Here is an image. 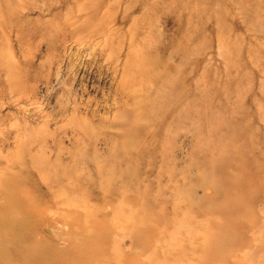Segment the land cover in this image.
Here are the masks:
<instances>
[{"label": "rangeland", "instance_id": "obj_1", "mask_svg": "<svg viewBox=\"0 0 264 264\" xmlns=\"http://www.w3.org/2000/svg\"><path fill=\"white\" fill-rule=\"evenodd\" d=\"M0 260L264 264V0H0Z\"/></svg>", "mask_w": 264, "mask_h": 264}, {"label": "bare ground", "instance_id": "obj_2", "mask_svg": "<svg viewBox=\"0 0 264 264\" xmlns=\"http://www.w3.org/2000/svg\"><path fill=\"white\" fill-rule=\"evenodd\" d=\"M162 103V105H161V107H159V108H152V109H150V112L152 113V116L154 115V114H157V113H162V114H164V116L162 117L163 119H164V121L165 120H168L169 119V121H172V123H174L176 120H177V117L176 116H174L175 115V109H176V107L173 109H171V110H169L168 109V106H169V104H170V101H169V99H163V101L161 102ZM77 108V107H76ZM130 117L133 119V118H136L137 117V114H132L131 112H130ZM151 116H149L148 114H147V118H150ZM147 118L145 119V120H147ZM138 120H140V119H138ZM80 121V120H79ZM136 121V120H135ZM141 122V121H140ZM140 122L137 124V126L135 127V126H132V125H129V123H127V125H126V128H125V135L126 136H128V135H130L131 133H135V132H139L141 129L142 130H144V131H146V130H148V125L146 124V126H142L141 128L140 127H138V126H140L141 124H140ZM136 125V124H135ZM134 147H139V146H134ZM137 149H139V148H134L133 149V151H135V150H137ZM107 168V167H106ZM108 171H110V172H115L116 170H118V168L117 167H110V168H108L107 169ZM43 175H47L48 174V177H47V179H46V181L48 182L47 183V186L48 187H58L59 189H61V191L62 190H69V189H74V188H76V187H74V188H71L70 186H74L73 184L74 183H70V186H68L69 184L66 182L67 180H68V174H66V173H63V174H61V175H59V176H57L56 177V175H54V173L56 172V171H54L53 169H49V170H46V172H44V171H40ZM52 173V174H51ZM70 173V172H69ZM118 173H119V176H123V175H125V171L124 170H120L119 169V171H118ZM54 176V177H53ZM51 178V179H50ZM73 180V179H72ZM73 181H75L76 182V180L74 179ZM243 181H244V178H243ZM77 183H79V182H77ZM77 183H75L76 185L75 186H77ZM59 184V185H58ZM70 187V188H69ZM47 201V200H46ZM54 202H55V200H54ZM38 206V205H37ZM43 209V208H42ZM35 211V210H34ZM42 212H43V210H42ZM51 212V211H50ZM48 214H49V212H48ZM50 215V214H49ZM48 215V216H49ZM29 216V215H28ZM35 216V215H34ZM38 217H40V216H38ZM26 218V217H25ZM52 218V217H51ZM62 218V217H61ZM24 219V218H23ZM27 219H29V218H27ZM64 219V218H63ZM55 221V220H54ZM14 222V221H13ZM25 222V221H24ZM24 222H23V220L21 219L20 221H18V222H15V224H13V225H19V228L21 229V228H23V224H24ZM36 222V221H35ZM28 223V222H27ZM33 225H35V224H33ZM60 226V225H59ZM58 226V227H59ZM63 226V225H62ZM27 227H29V225H27ZM25 228V227H24ZM64 228V227H63ZM26 229V228H25ZM22 230V229H21ZM29 231V230H28ZM6 232V231H5ZM27 232V231H26ZM48 235H50V234H48ZM68 239V238H67ZM21 251L22 250H24L25 249V244L23 245H21ZM0 264H4V262H2L1 260H0Z\"/></svg>", "mask_w": 264, "mask_h": 264}]
</instances>
